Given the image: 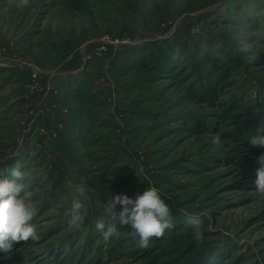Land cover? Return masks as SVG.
Wrapping results in <instances>:
<instances>
[{
	"label": "rangeland",
	"instance_id": "1",
	"mask_svg": "<svg viewBox=\"0 0 264 264\" xmlns=\"http://www.w3.org/2000/svg\"><path fill=\"white\" fill-rule=\"evenodd\" d=\"M238 2L187 0L170 14L167 0H0V169L20 162L40 173L32 221L40 239L0 251V264H264V196L255 191L264 148L248 142L255 110H264V41L240 53L226 44ZM199 26L222 60L201 53ZM104 37L115 43L83 62ZM131 54L142 57L125 63ZM35 67L69 110L56 139L40 135L46 117L32 121L43 102L26 93ZM81 183L91 207L76 230L67 220ZM151 186L175 227L146 249L119 224V238L105 242L95 229L105 193L135 198ZM191 215L203 221L202 242Z\"/></svg>",
	"mask_w": 264,
	"mask_h": 264
},
{
	"label": "clouds",
	"instance_id": "2",
	"mask_svg": "<svg viewBox=\"0 0 264 264\" xmlns=\"http://www.w3.org/2000/svg\"><path fill=\"white\" fill-rule=\"evenodd\" d=\"M23 2L27 3V0ZM167 3L166 11L170 14H176L187 6V0H167ZM140 28L142 30L143 26ZM192 31L202 54L210 51L217 59L224 58L219 46L210 47L209 41L200 39L202 26L194 27ZM225 36L226 44L235 49V53L251 52L258 42L264 41V0H239L233 8V18L227 24ZM171 59L173 63H180L184 59L183 51L176 48ZM255 112L261 115V119L256 134L250 136L248 142L264 148V110L256 109ZM212 142L218 144L220 136L215 135ZM16 155L21 154L17 151ZM256 164L255 191L264 196V154L256 157ZM5 173L8 175L5 176ZM34 175L40 173L34 167L24 168L20 162L0 169V251L4 254L12 252L16 244L40 239L37 226L32 223L37 212L33 199L37 191L33 184ZM75 191L77 196L72 201L67 226L79 230L88 218L91 204L86 183L77 185ZM105 198L107 202L103 204V215L95 223L96 231L105 242L119 238V224L130 227L139 237L138 247L146 249L152 238L159 239L175 227L171 209L155 186L146 188L135 198L109 193H105ZM188 222L193 227L194 239L202 242L203 221L198 215H191Z\"/></svg>",
	"mask_w": 264,
	"mask_h": 264
},
{
	"label": "built area",
	"instance_id": "3",
	"mask_svg": "<svg viewBox=\"0 0 264 264\" xmlns=\"http://www.w3.org/2000/svg\"><path fill=\"white\" fill-rule=\"evenodd\" d=\"M114 43L115 42L109 37L102 38L99 40L98 45L93 48L92 52L84 56L83 62L91 58L102 56L108 51L109 45ZM109 68L110 61H107L102 65L100 71L101 76L98 81L103 85L109 83L107 80ZM41 78L40 69L38 67L33 68L29 73V79L26 84V93L29 97H34L38 93L42 94L41 97L43 102L32 111V121L39 120L43 117L48 119L47 123L42 124L43 122H40L41 125H38L40 135L43 136V139L46 141L56 139L59 136V133L65 128V118L69 113V110L63 103L62 99L59 98V88L55 87L56 85L50 81H48V84L47 82H43Z\"/></svg>",
	"mask_w": 264,
	"mask_h": 264
},
{
	"label": "trees",
	"instance_id": "4",
	"mask_svg": "<svg viewBox=\"0 0 264 264\" xmlns=\"http://www.w3.org/2000/svg\"><path fill=\"white\" fill-rule=\"evenodd\" d=\"M127 57H128V59H126V62H125V63H130V62H132V61H135V60H136L135 58H137L138 61H140L141 58H139V57H142V56H141V55H132V54H131L130 56H127ZM110 61H111V60H110ZM136 61H137V60H136ZM142 63H143V62H142ZM142 63H141V64H142ZM141 64H140V65H141ZM124 65H126V64H123V66H124ZM68 88H70V87H68ZM68 88H66V89L68 90Z\"/></svg>",
	"mask_w": 264,
	"mask_h": 264
}]
</instances>
